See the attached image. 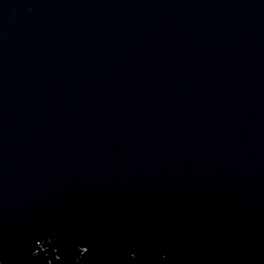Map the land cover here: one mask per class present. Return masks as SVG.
Here are the masks:
<instances>
[{
  "label": "water",
  "instance_id": "1",
  "mask_svg": "<svg viewBox=\"0 0 264 264\" xmlns=\"http://www.w3.org/2000/svg\"><path fill=\"white\" fill-rule=\"evenodd\" d=\"M0 264H264V0H0Z\"/></svg>",
  "mask_w": 264,
  "mask_h": 264
}]
</instances>
